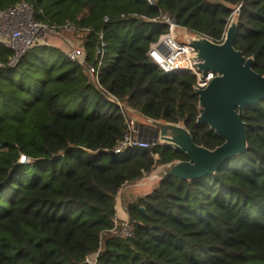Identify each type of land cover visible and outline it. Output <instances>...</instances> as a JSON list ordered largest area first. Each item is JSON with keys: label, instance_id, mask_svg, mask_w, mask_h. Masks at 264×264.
I'll use <instances>...</instances> for the list:
<instances>
[{"label": "trees", "instance_id": "obj_1", "mask_svg": "<svg viewBox=\"0 0 264 264\" xmlns=\"http://www.w3.org/2000/svg\"><path fill=\"white\" fill-rule=\"evenodd\" d=\"M20 1L33 2L39 21L89 29L81 37L87 62H95L99 33L105 53L98 87L67 59L29 62L30 51L8 66L12 53L0 46V264H88L100 243V264H264V100L244 109V152L214 174L169 176L130 195L133 237L108 233L122 188L186 159L157 141L116 154L126 130L117 102L182 122L198 145L223 143L196 123L195 76L165 73L150 57L168 32L153 20L167 15L217 42L239 7L234 47L263 75L264 0H0V8Z\"/></svg>", "mask_w": 264, "mask_h": 264}, {"label": "water", "instance_id": "obj_2", "mask_svg": "<svg viewBox=\"0 0 264 264\" xmlns=\"http://www.w3.org/2000/svg\"><path fill=\"white\" fill-rule=\"evenodd\" d=\"M238 15L230 18L223 39L219 42L198 33L182 35L184 43L195 48V66L205 74L215 73L204 88L194 86L198 98L196 123L207 124L223 140L209 149L194 142L190 131L182 123L154 120L125 107L141 124L157 133L158 143L182 152L185 160H174L155 167L132 188L147 193L161 180L173 176L193 180L214 174L231 158L247 147L246 126L242 119L246 106L264 100V74L253 69L254 58L246 57L234 47L238 32ZM144 212V208H141Z\"/></svg>", "mask_w": 264, "mask_h": 264}, {"label": "built area", "instance_id": "obj_3", "mask_svg": "<svg viewBox=\"0 0 264 264\" xmlns=\"http://www.w3.org/2000/svg\"><path fill=\"white\" fill-rule=\"evenodd\" d=\"M148 1L153 3L154 0ZM238 9L239 7L234 10L232 15H238ZM153 21H160L168 26V32L163 34L152 45L149 52L150 57L157 64L158 68L165 73L179 70L189 71L195 76L194 86L198 88L206 87L214 78L215 73L207 71L203 74L195 66V59L193 58L195 48L179 40L187 32L167 15H163L159 20L154 19ZM88 31L89 29H79L70 23L58 25L37 20L32 1H20L5 8H0V45L12 53L7 62L8 66H16L24 55L38 46H52V38H62L67 43L66 49L63 52L66 59L83 66L89 79L98 87H101L99 72L105 53V42L102 39V33H99L100 43L95 50V62L93 64L87 62L83 46L75 44L73 39L69 37L70 33L85 34ZM3 67L4 64L0 62V70ZM117 104L124 115L126 130L123 139L114 149L116 154L123 153L130 148H148L151 144L156 141L158 142L157 136L153 134L155 131L147 134L142 130V126L137 124L134 116L124 109L121 103L117 102ZM148 174L145 173L144 176ZM108 233L116 238H131L134 235V224L128 218L125 220L115 218L114 225L108 230ZM102 248L103 243H100L97 251L89 255L86 262L88 264H100L98 257Z\"/></svg>", "mask_w": 264, "mask_h": 264}, {"label": "rangeland", "instance_id": "obj_4", "mask_svg": "<svg viewBox=\"0 0 264 264\" xmlns=\"http://www.w3.org/2000/svg\"><path fill=\"white\" fill-rule=\"evenodd\" d=\"M82 36L83 35L81 33H75V34L70 33L69 34V37H71L73 39L74 43L77 45H81V40H82L81 37ZM179 40L183 41L182 36L179 38ZM51 44H52V46H38V47H36L33 51H31V53H29L25 57V60L29 61V62H32V61L34 62V60H37L39 57H42V56H45L50 61H54V62H59V61L65 60L66 59L65 55H60L59 52H64V50L66 49V45H67L66 41L62 38H57V39L52 38ZM56 44L59 45L61 50L63 49V51L56 48L55 47ZM0 46H2V45H0ZM139 125H141V124H139ZM128 186H130V185H127L124 188H122L119 191V193L115 196V205L118 204V201H122V200L126 201V200L130 199V195H132V193H134V192H132L130 194H126V195L123 194L125 188ZM131 189L133 190V188H131ZM135 191H136V194L137 193H139V194L144 193V192H140L137 190H135ZM126 215L128 216V214L125 210V216ZM125 219H127V218H124L122 220H125ZM118 220H121V219H118Z\"/></svg>", "mask_w": 264, "mask_h": 264}, {"label": "crops", "instance_id": "obj_5", "mask_svg": "<svg viewBox=\"0 0 264 264\" xmlns=\"http://www.w3.org/2000/svg\"><path fill=\"white\" fill-rule=\"evenodd\" d=\"M56 45H55V47L61 50L60 46L59 45L56 46ZM61 51H63V49ZM131 188H132L131 186L126 187L123 194L126 195V194H130L132 192H134V193H132V195L139 194V193L136 194L135 190H137V189L133 188V190H132ZM137 191H139V190H137ZM123 206H124V200L118 201V204L115 205V212H116L115 215H116V218H118V219L128 218L127 215L125 216V208Z\"/></svg>", "mask_w": 264, "mask_h": 264}, {"label": "flooded vegetation", "instance_id": "obj_6", "mask_svg": "<svg viewBox=\"0 0 264 264\" xmlns=\"http://www.w3.org/2000/svg\"><path fill=\"white\" fill-rule=\"evenodd\" d=\"M150 129V128H149ZM151 130V129H150ZM151 131H153V130H151Z\"/></svg>", "mask_w": 264, "mask_h": 264}]
</instances>
